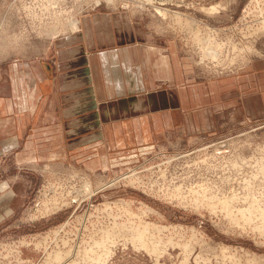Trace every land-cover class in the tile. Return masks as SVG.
I'll return each instance as SVG.
<instances>
[{"label": "rangeland", "instance_id": "374dc122", "mask_svg": "<svg viewBox=\"0 0 264 264\" xmlns=\"http://www.w3.org/2000/svg\"><path fill=\"white\" fill-rule=\"evenodd\" d=\"M102 9L160 20L191 91L183 136L99 157L101 143L65 144L55 124L53 144L4 150L0 264H264V118L220 97L221 79L264 64V0H0V80L41 57L53 62Z\"/></svg>", "mask_w": 264, "mask_h": 264}, {"label": "crops", "instance_id": "0c3cea01", "mask_svg": "<svg viewBox=\"0 0 264 264\" xmlns=\"http://www.w3.org/2000/svg\"><path fill=\"white\" fill-rule=\"evenodd\" d=\"M105 10L89 15L81 33L57 48L53 62L47 56L31 62L40 66L38 73L28 63L22 75L17 67L11 80H0V153L27 141L53 144L55 124L65 144L101 143L99 157L135 140L183 136L191 91L185 96L179 56L160 34V20ZM249 66L251 73L235 81L220 78V97L226 103L239 97L242 114L264 118V64ZM249 82L253 90L246 94ZM234 83L237 89L229 90Z\"/></svg>", "mask_w": 264, "mask_h": 264}, {"label": "bare ground", "instance_id": "6f19581e", "mask_svg": "<svg viewBox=\"0 0 264 264\" xmlns=\"http://www.w3.org/2000/svg\"><path fill=\"white\" fill-rule=\"evenodd\" d=\"M51 1H52V0H51ZM54 1H55V0H54ZM164 1H165V0H164ZM170 1H171V0H170ZM130 2H131V1H130ZM31 3H32V2H31ZM53 4H54V2H53ZM53 4H52V6L55 5V4H54V5H53ZM49 5H50V3H49ZM27 7H28V6H27ZM49 8H50V7H49ZM53 8H54V7H53ZM28 9H29V8H28ZM61 10H62V9H61ZM155 10H156V9H155ZM166 10H167L166 8L163 9L162 7H157V12H160V14L163 15V16H166V14H167V12H168V11H166ZM210 10H216V7H215V6H212V7H210ZM62 11H63V10H62ZM30 12H31V11H30ZM33 12H34V11H33ZM212 12H213V11H212ZM262 12H263V11H262ZM262 12H261V13H262ZM169 13H171V12L169 11ZM263 13H264V12H263ZM158 14H159V13H158ZM171 14H172V13H171ZM49 15H50V14H49ZM168 15H169V14H168ZM51 16H52V15H51ZM173 16H174V14H173ZM47 17H48V16H47ZM175 17H176V16H175ZM78 18H79V17H78ZM165 18H166V17H165ZM171 19H172V18H171ZM262 19H263V18H262ZM49 20H50V19H49ZM62 20H63V19H62ZM164 20H165V19H164ZM173 20H174V19H173ZM63 21H64V20H63ZM171 21H172V20H171ZM57 23H58V22H57ZM68 23H69V22H68ZM263 23H264V21H263ZM66 24H67V23H66ZM178 24H179V23H178ZM262 26H263V25H262ZM78 28H79V25H78V21H77V20H73V21L70 22V29H73V30H75V29H76V30H79ZM71 31H72V30H71ZM183 31H184V30H183ZM251 31H252V30H251ZM248 32H249V31H248ZM256 32H257V31H256ZM56 33H57V32H56ZM240 33H241V32H240ZM248 34H249V33H248ZM199 35H200V34H199ZM201 35H202V34H201ZM197 36H198V35H197ZM202 36H203V35H202ZM202 36H201V37H202ZM195 39H196V38H195ZM197 39H200V38H197ZM201 39H202V38H201ZM209 39H210V38H209ZM214 40H215V39H214ZM247 40H248V39H247ZM209 41H210V40H209ZM198 42H199V41H198ZM220 42H221V41H220ZM208 43H209V42H208ZM203 44H204V43H203ZM205 44H206V43H205ZM212 44H213V43H212ZM200 45H201V44H200ZM220 45H224V44H223V43H218V44H217V47L214 49V50H215V53H216V54H215V55H216L215 57H217V55H218V59H219V56L222 57V54L220 53L221 48H220V51H219V48H218V47H221ZM222 47H223V46H222ZM227 47H228V46H227ZM200 48H202V46H201ZM236 48H237V46H236ZM230 49H231V48H230ZM251 49H252V48H251ZM234 50H235V49H234ZM240 50H241V49H240ZM242 50H243V47H242ZM242 50H241V51H242ZM247 50H248V49H247ZM203 51H204V50H203ZM231 51H232V50H231ZM245 51H246V50H245ZM229 52H230V51H229ZM242 52H243V51H242ZM212 53H213V52H212ZM233 53H234V52H233ZM235 53H236V52H235ZM244 53H245V52H244ZM240 54H242V53L240 52ZM231 55H232V54H231ZM222 58H223V57H222ZM226 58H227V57H226ZM218 59H217V60H218ZM234 61H235V60H234ZM226 62H227V61H226ZM231 65H232V64H231ZM258 162H259V161H258ZM260 162L262 163L261 160H260ZM106 182H107V181H106ZM3 186L6 187V184L3 185ZM3 186H2V187H3ZM5 187H4V188H5ZM234 223H235V222H234ZM244 224H245V223H244ZM248 224H249V223H248ZM250 224H251V223H250ZM250 224H249V225H250ZM138 227H139V226H138ZM248 227H249V226H248ZM138 230H140V229H138ZM133 241H134V240H133ZM138 241H139V240H138ZM138 241H137V242H138ZM134 242H136V241H134ZM137 244H138V243H137ZM147 248H148V247H147ZM154 248H155V247H154ZM155 251H156V250H155ZM158 252H159V251H158ZM109 253H110V252H109ZM107 254H108V253H107ZM108 255H109V254H108ZM55 257H56V260H59V262H62V261H61V260H62V259H61L62 256L60 257V255L57 254ZM63 257H64V256H63ZM66 257H67V256H66ZM66 257H65V258H66ZM91 257H92V255H91ZM82 258H84V257H82ZM89 258H90V257H89ZM89 258H88V259H89ZM99 258H101V257H99ZM93 259H94L95 261H98V257H97V258H94V257H93ZM96 259H97V260H96ZM63 260H65V259H63ZM83 260H84V259H83ZM90 260H91V259H90ZM54 261H55V260H54ZM86 261H87V260H86ZM75 262H76V261H75ZM90 262H91V261H90ZM82 263H83V262H82ZM85 263H86V262H85ZM98 263H99V262H98ZM196 263H197V262H196ZM73 264H74V263H73ZM88 264H89V263H88Z\"/></svg>", "mask_w": 264, "mask_h": 264}]
</instances>
